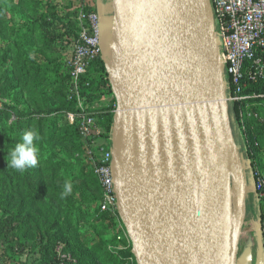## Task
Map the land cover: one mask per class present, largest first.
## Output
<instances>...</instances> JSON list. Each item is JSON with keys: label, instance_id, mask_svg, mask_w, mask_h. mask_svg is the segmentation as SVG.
<instances>
[{"label": "water", "instance_id": "obj_1", "mask_svg": "<svg viewBox=\"0 0 264 264\" xmlns=\"http://www.w3.org/2000/svg\"><path fill=\"white\" fill-rule=\"evenodd\" d=\"M110 2L115 188L137 264H239L247 188L244 178L235 230L230 160L239 148L221 66H208L195 21L201 4L220 58L209 1ZM259 237L264 253L261 225Z\"/></svg>", "mask_w": 264, "mask_h": 264}, {"label": "rangeland", "instance_id": "obj_2", "mask_svg": "<svg viewBox=\"0 0 264 264\" xmlns=\"http://www.w3.org/2000/svg\"><path fill=\"white\" fill-rule=\"evenodd\" d=\"M33 1L40 4L38 11L32 8ZM91 1L103 17L100 27L104 62L92 67L91 76L113 77L115 33L107 0ZM93 10L88 0H0V216H11L14 224L20 223L17 235L23 236L33 249L13 261L12 253H6L10 264H48L56 257L74 264H137L133 253L128 256L133 243L120 212L99 210L101 187L93 177L87 152L93 140L84 137L79 124L72 125L67 117L72 113L66 108L74 90L64 66L65 56L72 51L69 49L73 39L81 33L82 17ZM211 10L213 38L220 54L215 15ZM47 24H52L48 32L63 36L51 47L44 40L42 27ZM66 31L68 34L64 35ZM226 75L223 66L228 96ZM228 106L234 140L241 153L243 178L248 186L244 229L252 230L250 233L256 238L253 223L257 222L264 203L251 191L252 169L229 101ZM101 109H109L110 114L96 117L102 134L94 148L102 145L112 150L115 95L95 100L90 108ZM30 129H36L40 136L37 166L23 172L8 168L7 153L22 142L23 133ZM106 135L108 138H104ZM66 182L71 183L72 192L61 198ZM4 259L0 252V264L5 263Z\"/></svg>", "mask_w": 264, "mask_h": 264}, {"label": "built area", "instance_id": "obj_3", "mask_svg": "<svg viewBox=\"0 0 264 264\" xmlns=\"http://www.w3.org/2000/svg\"><path fill=\"white\" fill-rule=\"evenodd\" d=\"M208 1L215 15L218 42L221 47L220 59L225 66L226 74L230 77L232 93L228 95V101L231 104H242L257 99L264 101V94L247 93L249 83L264 80V0ZM81 22V33L74 43L73 50L65 56V63L71 71L74 90L72 95L78 106V111L68 113L67 117L72 125L79 124L80 133L84 137L93 140L87 152L102 190L100 211L116 214L119 205L115 188L113 152L102 145L94 148L97 137L102 134L96 119L99 113L89 112L86 101L80 95V88L89 82L93 63L103 57L100 16L93 11L83 16ZM253 119L258 123H264V116L252 113L249 105H246L241 113L240 132L242 140H245L254 154L263 146L257 131L249 125V121ZM247 158L252 169L257 199L264 203V169H254L248 155ZM262 233L264 241V221ZM60 256L67 258L65 255Z\"/></svg>", "mask_w": 264, "mask_h": 264}, {"label": "trees", "instance_id": "obj_4", "mask_svg": "<svg viewBox=\"0 0 264 264\" xmlns=\"http://www.w3.org/2000/svg\"><path fill=\"white\" fill-rule=\"evenodd\" d=\"M39 3L33 1L32 3V8L36 11H38V7H39ZM52 24H47V25H43V32H44V40H45V44L47 47H51L54 43L55 40H57L58 38H62V35H52L50 32H48V26H51ZM66 28V27H64ZM68 34L67 31L64 35ZM78 38V37H77ZM76 38V39H77ZM76 39H73L72 43L73 45H71V49H69L70 51L73 50V46L74 43L76 41ZM97 63H101L102 65H104L103 62V58H99L97 59V61H95L92 65V67L97 64ZM65 68L67 71V77L68 79L71 78V71L70 69L67 67L66 63H65ZM91 67V69H92ZM91 69H90V75H89V82L88 84H85L84 86H82L80 88V95L82 96V98L86 101L87 104V108L89 112H97L99 113L98 116H100V118H104L107 115L110 114L109 109H101V110H90L92 103H94L95 100L103 98L104 96H110V95H114L113 91H112V86H111V81H110V76L109 74H104V75H93L91 76ZM227 76V81H228V85H229V95L232 93V87L230 85V77L228 75ZM64 78H62L61 80H63ZM247 93H257V94H264V80L260 81L258 83H249L248 84V88H247ZM71 99L68 102L69 105L66 108L67 111L72 112V113H76L78 111L77 108V101L75 99V97L73 95L70 96ZM246 105H249V110L252 113H258L262 116H264V101L261 99H257V100H250L244 103H233L232 107H231V112L234 113L235 116V120L236 123L238 125L239 130H241V113L242 110L246 107ZM97 116V117H98ZM112 119V118H110ZM249 125L251 127H253L255 129V131H257L258 133V138L259 140L262 142V149L259 151H256V153H252V149L249 148V146L245 143V140L243 141L244 144L247 145V148H245L244 150H246V153L248 155V157L250 158L252 165L255 168H259L261 170H263V168L260 166V162L259 160L264 157V123H258V121H256L255 119L249 121ZM104 138H108V136L106 135ZM92 172V171H91ZM93 174V172H92ZM93 177L95 178V180L98 182V179L96 178L95 174H93ZM99 183V182H98ZM100 185V184H99ZM102 193V190H101ZM101 201H102V197H101ZM101 204V202H100ZM100 204H99V210H100ZM261 205V204H260ZM259 218L261 220V222L264 221V209L262 208L261 205V214L259 215ZM13 219L11 216H8L6 218H3L2 216H0V252H2V255H4V261L3 264H10L8 261L9 259L6 258V253L11 252L12 253V261L14 259H16L17 257H21L24 256L26 254H29L30 250L31 252H33V249L30 248L29 245H27V242H25V238L23 236H21L20 234L17 235V229L20 226V223H13ZM38 248V247H37ZM132 255V252L130 251L128 253V256ZM127 257V255L125 256ZM62 262H65V264H74L73 261H67V260H62L59 259L58 257H56L55 259H53L52 261H50L48 264H61ZM20 264H26V263H20Z\"/></svg>", "mask_w": 264, "mask_h": 264}, {"label": "bare ground", "instance_id": "obj_5", "mask_svg": "<svg viewBox=\"0 0 264 264\" xmlns=\"http://www.w3.org/2000/svg\"><path fill=\"white\" fill-rule=\"evenodd\" d=\"M195 21L201 31L202 34V43L201 49L202 51L211 58V61L208 63L209 67H214L216 63L219 61L222 70V62L218 56L212 52L210 43H211V18L206 10L201 4H199L195 9ZM238 149L234 148L233 156L230 160L231 170H232V196L234 203V229L237 230L242 219L244 217V196H245V185L244 178L242 173L241 166V156Z\"/></svg>", "mask_w": 264, "mask_h": 264}, {"label": "clouds", "instance_id": "obj_6", "mask_svg": "<svg viewBox=\"0 0 264 264\" xmlns=\"http://www.w3.org/2000/svg\"><path fill=\"white\" fill-rule=\"evenodd\" d=\"M40 136L36 129H30L23 133L22 142H19L15 147L7 153L6 162L8 168H12L19 172H23L27 168L37 166L39 162V147L37 141ZM72 192L70 182L64 184L61 198L68 196Z\"/></svg>", "mask_w": 264, "mask_h": 264}, {"label": "crops", "instance_id": "obj_7", "mask_svg": "<svg viewBox=\"0 0 264 264\" xmlns=\"http://www.w3.org/2000/svg\"><path fill=\"white\" fill-rule=\"evenodd\" d=\"M88 2H90V6L94 9L93 11H95L100 16V19L103 18L102 13H100V10L96 6V4L91 0H88ZM107 6H108L107 8L108 14L111 17L112 7H111L110 0H107ZM242 152L244 153V150H242ZM259 162H260V166L264 169V157H262L259 160ZM251 191L256 196L254 185ZM260 225L262 226V222L258 215L257 222L254 220V223H253V226H254L253 231H256V233L258 234V237L256 238L253 237L252 234L250 233L252 230L246 231L243 227V230L240 236V243H239L240 249H241L239 264H264V253L262 252V249L260 246V240H259ZM122 249L124 250L123 247Z\"/></svg>", "mask_w": 264, "mask_h": 264}]
</instances>
